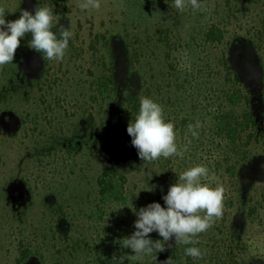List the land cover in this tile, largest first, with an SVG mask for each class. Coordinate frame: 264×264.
Segmentation results:
<instances>
[{
    "label": "rangeland",
    "instance_id": "1",
    "mask_svg": "<svg viewBox=\"0 0 264 264\" xmlns=\"http://www.w3.org/2000/svg\"><path fill=\"white\" fill-rule=\"evenodd\" d=\"M207 2L205 16L226 32L219 50L234 35L245 39L232 46L231 58L251 92L252 109L260 111L264 108V0H249L242 13H237L238 6L232 0L233 15L224 0ZM79 3L0 0V6L12 13L7 20L17 19L21 8L54 6V23L69 27L73 33L62 62L44 59L30 50L28 35L13 63L0 68V112L14 111L23 124L14 139L0 128V216L3 207L11 209L5 200L1 202L5 185L15 177L26 179L30 197L12 208L22 233L17 238L25 237L44 264H82L83 254L71 251L70 244L58 236L53 208H63L73 243L87 246L98 239V232L105 236L117 220L110 204L102 203L96 193L95 181L103 169L119 168L127 179L128 208L133 206L138 212L149 204L148 194L156 192L161 198L167 194L170 186L162 185L165 176L176 182L180 172L204 165L209 179L202 182L213 187L223 184L226 192L222 219L195 237L201 251H206L198 264H264V136L251 141L247 158L252 160L238 173L209 168L207 163L211 164L217 153L210 158L205 148V103L201 96H190L184 81L189 77L176 85L167 68L168 60L189 72L191 38L198 42L200 28L209 21L198 20L186 8L181 12L173 5L152 18H137L121 0H101L99 10H81ZM108 74L113 75L120 94L130 93L139 102L142 96L147 97L162 106L165 121L175 125L178 146L183 148L191 140L183 158L161 157L144 163L131 145L126 127L109 130L106 120L114 109L109 99L95 95V79ZM202 80L199 77L198 84ZM130 121L128 117V124ZM197 122L200 127L194 130L198 137H193L188 125ZM61 137L70 144L65 147L68 154L59 150L42 164L35 161L38 149ZM129 210L131 222H135L137 216ZM11 237L0 239L4 243L0 245V264H14L17 239Z\"/></svg>",
    "mask_w": 264,
    "mask_h": 264
},
{
    "label": "trees",
    "instance_id": "2",
    "mask_svg": "<svg viewBox=\"0 0 264 264\" xmlns=\"http://www.w3.org/2000/svg\"><path fill=\"white\" fill-rule=\"evenodd\" d=\"M121 1L137 18H152L158 12H164L169 6H174V0ZM231 1L224 0V5L230 12L232 11V6H230ZM248 1L234 0L238 6L237 13L244 10L242 8L248 5ZM199 2L208 11L209 5L207 0H199ZM186 9L192 17L206 23L209 21V24L203 29L200 28L198 42L196 37L191 38L194 44L188 46L187 49L188 64L191 67L189 72L186 69L184 70L180 63L175 64L168 60L167 68L175 84L189 77L188 80L184 81L188 84L191 91L190 96H201L203 99L202 103H205L202 106L207 129L205 148L210 158H213V152L217 153L216 158L214 156V159L211 160L212 163H207L209 168L214 166L213 169L216 172L223 170L224 173H228L229 171H231V174L238 173L245 164H248L252 160V158H247L252 145L251 141L257 136H264V108H261L260 111L252 109L254 103L251 102V92L248 86L245 87L243 84L242 76L236 70L231 58L234 49L232 46L245 41V39L240 35H234L227 46L219 50L223 44L226 32H223L214 24L210 20L211 18L205 16L207 11H193L190 6L186 7ZM54 29L53 31L56 32ZM37 54L43 55L42 53ZM199 61L203 63L197 66ZM202 73H205V76H200ZM197 75L204 79L199 81V84L197 82L199 77L196 78ZM113 78L112 74H108L95 79V95L109 99L108 104L114 109L106 120V125L110 131L123 129L124 127L127 128L128 117L134 121L139 112L138 99L130 93L120 94V90ZM217 100L218 103L215 106L214 103ZM0 128L14 139L17 132L23 128V124L17 113L12 110H3L0 112ZM64 139L62 137L56 138L49 145L38 149L36 156H33L35 161L42 164L44 160L51 157L52 153L56 154V152H60L59 150L68 151L65 147L70 146V144L66 143ZM68 153L69 151L65 154ZM126 183V177L116 165L103 169L97 176L95 181L97 196L102 203L110 204L113 218L116 217L117 220L114 219L115 223L113 227L110 231H105V236L100 235V232H98V239H93L87 246L84 245V242L83 244L79 242L73 243L72 239L69 238V223L63 208L57 206L52 209L55 230L58 236L66 240V244H70L69 249L71 251L83 254L82 264H147L149 262L150 264H163L169 256L172 257L174 264H198L200 259L197 258L195 261L193 260L194 258L186 256L185 248L197 247L200 249L199 243L189 245L174 244L171 249H167L166 246V251L144 255L138 260H130L128 258V256L134 255V253L130 248L122 247L123 238L130 237L135 229L133 228L134 221L131 222L133 218L132 213L128 208ZM174 183L175 181H172L167 175L162 185L171 186ZM29 184L26 179L15 177L5 185L3 191L5 198H1V202L5 200L10 204L11 209L7 210L2 206L0 239L5 241L6 237H11V235L17 239L14 246L16 252L14 264H44L42 256L32 250L30 244L26 242L25 237L21 239L17 238L22 237V233L20 231V223L17 221L18 216L12 208H17L19 203L29 199ZM147 201L149 204L158 202L162 207L165 206L163 198L156 192L148 194ZM13 215L15 217H12ZM126 221L127 223L130 222V228H126ZM7 222H9L8 225ZM150 238L152 240L162 239L157 232H152ZM0 245H4V243L0 242ZM155 255L157 259H155Z\"/></svg>",
    "mask_w": 264,
    "mask_h": 264
},
{
    "label": "clouds",
    "instance_id": "3",
    "mask_svg": "<svg viewBox=\"0 0 264 264\" xmlns=\"http://www.w3.org/2000/svg\"><path fill=\"white\" fill-rule=\"evenodd\" d=\"M174 6L181 12L186 7L193 11H207L199 0H174ZM81 10H99L101 0H80ZM4 6H0V68L13 63L22 40L30 35L29 48L36 53H42L43 58L62 62L66 56L69 40L73 37L69 27L54 23L56 14L54 6L36 4L32 10L21 8L19 16L14 20H7ZM56 28V32L53 28ZM139 112L135 120L130 121L127 133L132 138L131 145L137 150L138 158L144 163H151L159 158H183L191 140L181 148L177 144L175 125L166 122L164 111L160 104L147 97H141ZM200 124L188 125V131L193 137H198L194 130ZM209 179V169L204 165H195L182 171L177 181L172 184L163 196L165 206L152 202L137 212L133 210L137 219L134 222L135 231L130 237L123 238L122 247L130 248L134 255L130 260H138L144 255H152L166 251L175 245L196 244L199 234L210 229L217 220L222 219L226 188L223 184L213 187L202 180ZM157 232L162 239L152 240L150 234ZM185 255L194 259L203 258L197 247H186ZM155 259L157 256L155 255ZM163 264H174L169 256Z\"/></svg>",
    "mask_w": 264,
    "mask_h": 264
}]
</instances>
